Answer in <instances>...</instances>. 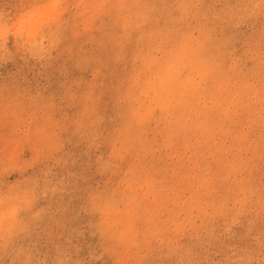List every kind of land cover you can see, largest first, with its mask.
<instances>
[{
  "label": "rangeland",
  "instance_id": "1",
  "mask_svg": "<svg viewBox=\"0 0 264 264\" xmlns=\"http://www.w3.org/2000/svg\"><path fill=\"white\" fill-rule=\"evenodd\" d=\"M0 264H264V0H0Z\"/></svg>",
  "mask_w": 264,
  "mask_h": 264
}]
</instances>
